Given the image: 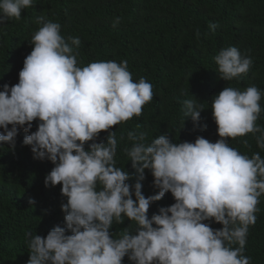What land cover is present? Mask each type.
<instances>
[{"label":"clouds","instance_id":"obj_1","mask_svg":"<svg viewBox=\"0 0 264 264\" xmlns=\"http://www.w3.org/2000/svg\"><path fill=\"white\" fill-rule=\"evenodd\" d=\"M32 6L33 0H0V25L19 21ZM35 22L42 26L32 36L34 47L18 83H5L0 90V145L14 148L19 129L28 133L38 120L37 130L23 144L31 146L34 158L54 164L45 185H62L67 202L61 204L63 226L46 237L26 234L28 264H123L126 256L133 264H251L244 253L264 195V158L259 152L241 154L228 138L251 133L264 150V128L256 123L262 91L255 85L243 91L225 87L213 97L216 142L198 136L195 142L175 143L162 134L147 143L146 133L129 132L133 143L124 152L138 174L133 186L132 174L116 166L115 131L106 142L96 140L102 130L141 116L153 99L152 84L143 77L134 82L127 61L79 66L74 46H80V38L65 39L61 24L43 16ZM119 22L116 18L113 26ZM209 28L215 32L217 25ZM214 59L225 81L247 75L253 64L235 46L221 49ZM184 107L199 125L203 106L188 99ZM242 143L248 146L246 139ZM145 169L159 189L147 197L139 182ZM169 191L175 203L149 218L150 205ZM126 218L135 230L115 237L110 231L114 223ZM213 220L223 227L205 223Z\"/></svg>","mask_w":264,"mask_h":264},{"label":"trees","instance_id":"obj_2","mask_svg":"<svg viewBox=\"0 0 264 264\" xmlns=\"http://www.w3.org/2000/svg\"><path fill=\"white\" fill-rule=\"evenodd\" d=\"M40 16L60 23L65 39L80 38V46H74L79 66L127 61L134 82L143 77L152 84L154 96L143 106L142 115L102 130L96 140L106 142L109 132L115 131L116 166L132 174L131 185L138 181V174L124 152L133 143L128 133H146L147 143L162 134L175 143L195 142L198 136L216 142L220 137L211 106L213 97L225 87L243 91L255 85L262 91V112L256 123L264 128V0H33L19 21L10 19L0 25V90L5 83H18L23 62L34 47L32 36L42 26L35 22ZM116 18L120 22L114 27ZM210 23L217 25L215 32ZM229 46L250 55L253 64L247 75L225 81L216 71L214 58ZM188 99L204 108L199 125L185 114L184 101ZM32 123L28 133L19 129L14 148L0 145V264H28L26 234L46 237L55 226H63L66 215L61 208L67 202L61 194L62 185H45L54 164L34 158L31 146L23 144L24 137L38 128V120ZM245 139L248 146L242 143ZM228 143L241 154L251 157L259 152L264 158V150L251 133L228 138ZM139 182L146 197L159 192L150 170L145 169V179ZM259 199L256 223L249 227L244 253L251 257V264H264V195ZM173 203L169 191L150 205L149 218L160 207ZM205 223L213 229L223 227L214 220ZM135 227L126 218L122 224L114 223L110 231L119 237ZM123 264L133 262L126 256Z\"/></svg>","mask_w":264,"mask_h":264}]
</instances>
